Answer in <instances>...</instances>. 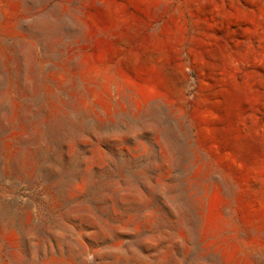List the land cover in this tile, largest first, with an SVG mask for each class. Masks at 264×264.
Wrapping results in <instances>:
<instances>
[{
	"label": "rangeland",
	"instance_id": "rangeland-1",
	"mask_svg": "<svg viewBox=\"0 0 264 264\" xmlns=\"http://www.w3.org/2000/svg\"><path fill=\"white\" fill-rule=\"evenodd\" d=\"M0 264H264V0H0Z\"/></svg>",
	"mask_w": 264,
	"mask_h": 264
}]
</instances>
